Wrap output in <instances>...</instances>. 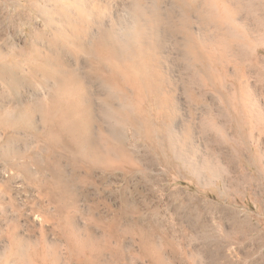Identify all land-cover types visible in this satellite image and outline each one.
<instances>
[{
	"label": "bare ground",
	"instance_id": "6f19581e",
	"mask_svg": "<svg viewBox=\"0 0 264 264\" xmlns=\"http://www.w3.org/2000/svg\"><path fill=\"white\" fill-rule=\"evenodd\" d=\"M127 1L57 0L61 7L44 17L56 45L73 46L66 53L68 61L59 50L54 55L44 51L32 55L34 72L54 79L53 92L0 103V130L7 140L0 144L3 187L7 186V197L12 188L29 197L32 219L40 227L36 234L20 232L16 224L7 226V264H130L128 257L135 256L167 264L168 239L160 245L145 231L127 193L120 192L118 207L103 200L102 194L111 191L113 198L116 178L140 169L136 154L141 148L156 159L163 173L182 172L170 156L179 146L169 140L174 131L168 130L175 121L164 113L171 102L157 69L161 63L157 54L171 37L193 65L219 73V57L196 30L194 18L222 27L216 20L219 6L218 11L211 9L220 0H174L178 19L135 17L125 35L114 33L112 6L122 12L133 7L138 16L147 14L139 2L133 6ZM222 46L225 58L229 47ZM69 57H74V64ZM86 73L101 87L90 85ZM206 83L214 85L211 79ZM112 100L118 101L117 106ZM120 126L127 132L119 131ZM171 197L196 207L195 196L184 190L173 191ZM126 240L133 244L137 240L140 251L134 249L136 244L126 249Z\"/></svg>",
	"mask_w": 264,
	"mask_h": 264
},
{
	"label": "rangeland",
	"instance_id": "374dc122",
	"mask_svg": "<svg viewBox=\"0 0 264 264\" xmlns=\"http://www.w3.org/2000/svg\"><path fill=\"white\" fill-rule=\"evenodd\" d=\"M127 2L133 6L139 2L147 14L138 16L133 7L126 6L122 12L112 6L114 33L125 35L135 17L178 19L174 0ZM218 6L216 20L221 21V28L202 18L194 20L196 30L213 46L209 50L219 57V73L208 68L201 71L171 37L161 43L157 54L162 63L157 66L160 79L172 103L164 113L181 123L176 122L177 126L171 121L174 127L168 131L174 132L167 139L179 146L170 156L183 167L182 172L163 173L156 159L140 147L136 154L142 162L140 169L116 178L115 197L111 198V191L102 194L103 200L118 207L120 192L127 193L145 231L160 245L168 239L167 264H264V0H220L211 9L218 11ZM54 7L61 4L57 0H0V103L53 92L54 79L34 72L32 55L36 51L54 55L59 50L68 61L73 46L56 45L53 30L46 25L44 13ZM222 44L229 47L225 58ZM69 58L74 64V57ZM11 67L17 69L9 71ZM86 74L90 85L101 87L96 77ZM205 79L214 85L205 84ZM118 129L127 132L122 126ZM0 137V144H5L2 130ZM0 179V264H7V226L16 224L20 232L36 234L40 227L32 219L29 197L16 188L7 197V186ZM177 189L194 195L196 207L175 202L171 196ZM136 243L126 240L125 247ZM134 249L140 251L137 244ZM137 257H128L129 263L154 264Z\"/></svg>",
	"mask_w": 264,
	"mask_h": 264
},
{
	"label": "crops",
	"instance_id": "0c3cea01",
	"mask_svg": "<svg viewBox=\"0 0 264 264\" xmlns=\"http://www.w3.org/2000/svg\"><path fill=\"white\" fill-rule=\"evenodd\" d=\"M3 70H7V68H3Z\"/></svg>",
	"mask_w": 264,
	"mask_h": 264
}]
</instances>
